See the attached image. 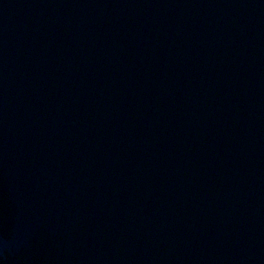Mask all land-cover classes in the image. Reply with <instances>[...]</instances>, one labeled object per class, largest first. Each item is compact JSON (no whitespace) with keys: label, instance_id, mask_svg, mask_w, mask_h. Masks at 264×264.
<instances>
[{"label":"water","instance_id":"1","mask_svg":"<svg viewBox=\"0 0 264 264\" xmlns=\"http://www.w3.org/2000/svg\"><path fill=\"white\" fill-rule=\"evenodd\" d=\"M0 264H264V0H0Z\"/></svg>","mask_w":264,"mask_h":264}]
</instances>
